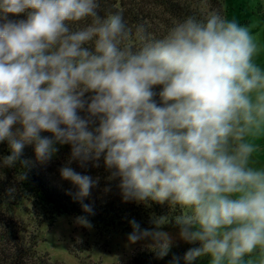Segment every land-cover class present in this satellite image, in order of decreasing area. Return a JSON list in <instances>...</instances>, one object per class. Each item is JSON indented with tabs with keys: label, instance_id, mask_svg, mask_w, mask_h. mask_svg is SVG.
I'll return each instance as SVG.
<instances>
[{
	"label": "clouds",
	"instance_id": "9594fccd",
	"mask_svg": "<svg viewBox=\"0 0 264 264\" xmlns=\"http://www.w3.org/2000/svg\"><path fill=\"white\" fill-rule=\"evenodd\" d=\"M261 26L213 10L155 37L102 0H0V168H26V146L42 164L68 146L77 225L94 227L102 168L105 191L169 209L130 220L129 244L160 258L189 245L170 264H264Z\"/></svg>",
	"mask_w": 264,
	"mask_h": 264
},
{
	"label": "trees",
	"instance_id": "16d2710c",
	"mask_svg": "<svg viewBox=\"0 0 264 264\" xmlns=\"http://www.w3.org/2000/svg\"><path fill=\"white\" fill-rule=\"evenodd\" d=\"M102 8L123 14L129 25L145 24L155 37L163 36L174 20L187 15L203 17L213 10L228 14L225 0H102ZM7 153V144L0 145V155ZM22 159L29 161L26 168L20 165L0 168V264H65L53 261L48 253H40L38 231H28L24 223L12 213V208L21 207L23 201L32 202L34 207H49L48 218L36 217L39 229L53 226L56 219L63 215H85L81 203L68 194L69 190L75 192V189L60 176L59 169L65 162L56 164L57 159L42 164L36 159L31 146H26ZM77 170L82 171L79 168ZM24 172L27 173L25 180L22 179ZM90 174L101 177L99 187L93 189L85 201L93 209L88 219L97 228L130 232V220L135 219L142 226L149 227V217L153 213L161 215L169 212L167 205L153 204L146 207L125 203L114 186L110 192L105 191V173L102 168L91 169ZM10 188L15 190L9 195ZM186 250L171 251L164 258L158 257L153 250L139 252L130 264H170L173 255L182 257ZM80 263L95 264L87 260Z\"/></svg>",
	"mask_w": 264,
	"mask_h": 264
},
{
	"label": "rangeland",
	"instance_id": "374dc122",
	"mask_svg": "<svg viewBox=\"0 0 264 264\" xmlns=\"http://www.w3.org/2000/svg\"><path fill=\"white\" fill-rule=\"evenodd\" d=\"M229 18L237 17L242 23L264 20V0H225ZM205 11V7L203 8ZM258 41L261 51L257 57L259 63L264 64V26L257 27ZM69 147H61L60 152L52 161L67 162ZM264 162V161H262ZM13 216L24 223L28 231H38L40 242L38 251L48 253L53 261L65 264H81L82 260L95 264H130L139 252L152 250L146 244L131 245L127 240L129 232L113 229L85 228L74 221V216L58 217L53 226H43L39 229L36 217L46 219L50 208L34 207L30 201H23L21 207L12 208ZM175 231V229H168ZM189 245L179 242L171 251L184 250ZM198 264H208L207 258H202Z\"/></svg>",
	"mask_w": 264,
	"mask_h": 264
},
{
	"label": "crops",
	"instance_id": "0c3cea01",
	"mask_svg": "<svg viewBox=\"0 0 264 264\" xmlns=\"http://www.w3.org/2000/svg\"><path fill=\"white\" fill-rule=\"evenodd\" d=\"M259 159H261V161H264V152L259 154Z\"/></svg>",
	"mask_w": 264,
	"mask_h": 264
}]
</instances>
